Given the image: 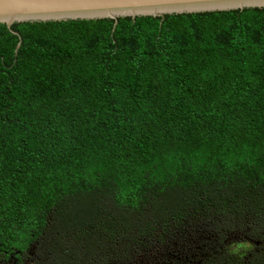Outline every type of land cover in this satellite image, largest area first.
Returning <instances> with one entry per match:
<instances>
[{
    "label": "trees",
    "instance_id": "16d2710c",
    "mask_svg": "<svg viewBox=\"0 0 264 264\" xmlns=\"http://www.w3.org/2000/svg\"><path fill=\"white\" fill-rule=\"evenodd\" d=\"M12 30L0 262L140 264L195 219L200 261L169 264H264V8Z\"/></svg>",
    "mask_w": 264,
    "mask_h": 264
},
{
    "label": "water",
    "instance_id": "95a60500",
    "mask_svg": "<svg viewBox=\"0 0 264 264\" xmlns=\"http://www.w3.org/2000/svg\"><path fill=\"white\" fill-rule=\"evenodd\" d=\"M264 8V0H0V24L47 23L225 12ZM20 42L17 51L20 49Z\"/></svg>",
    "mask_w": 264,
    "mask_h": 264
},
{
    "label": "rangeland",
    "instance_id": "374dc122",
    "mask_svg": "<svg viewBox=\"0 0 264 264\" xmlns=\"http://www.w3.org/2000/svg\"><path fill=\"white\" fill-rule=\"evenodd\" d=\"M202 225L200 222H197L195 219L191 222H185L181 225L176 226L175 230L170 233L172 237L169 235H160L161 233L155 234V242L150 244H146L144 247H142V251L139 253V260L141 261L140 264H169V261L173 259V257L176 255L175 259H180L181 261H187L188 259L192 258H198L195 259L197 261H200V251L196 249V247H199V249L203 250L205 246H201V244H204L201 242L204 240V236H199L201 232L199 230H204L202 228ZM237 232L235 233L236 237L243 236L244 234L241 233L242 231L247 232L248 228H244V226L238 227ZM251 234L255 233L254 231L250 232ZM249 233V234H250ZM249 237V235H248ZM161 238V239H159ZM241 239V238H238ZM246 242V241H242ZM240 243V242H239ZM251 243H244V246L248 247ZM202 247V248H201ZM195 250V251H194ZM205 250V249H204ZM177 251V252H175ZM33 251L29 254L30 259H26L25 264H35V259H37V256L31 255ZM195 253V256H192ZM50 262H53V259H49ZM54 264H65L63 262H53ZM0 264H5L3 262H0ZM12 264V263H7ZM72 264V263H71ZM73 264H79V263H73ZM85 264V263H80Z\"/></svg>",
    "mask_w": 264,
    "mask_h": 264
}]
</instances>
